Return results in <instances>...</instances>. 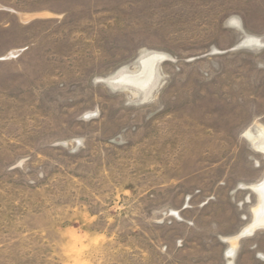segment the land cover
Segmentation results:
<instances>
[{
    "label": "rangeland",
    "instance_id": "obj_1",
    "mask_svg": "<svg viewBox=\"0 0 264 264\" xmlns=\"http://www.w3.org/2000/svg\"><path fill=\"white\" fill-rule=\"evenodd\" d=\"M263 131L264 0H0V264H264Z\"/></svg>",
    "mask_w": 264,
    "mask_h": 264
},
{
    "label": "bare ground",
    "instance_id": "obj_2",
    "mask_svg": "<svg viewBox=\"0 0 264 264\" xmlns=\"http://www.w3.org/2000/svg\"><path fill=\"white\" fill-rule=\"evenodd\" d=\"M245 137L257 152L264 155V131L258 137L253 136L249 132L245 134ZM251 190L257 197V204L252 209V221L233 239L234 241L243 235L251 234L257 229L264 228V177L258 184L252 185ZM233 248L234 246L231 250H233Z\"/></svg>",
    "mask_w": 264,
    "mask_h": 264
}]
</instances>
